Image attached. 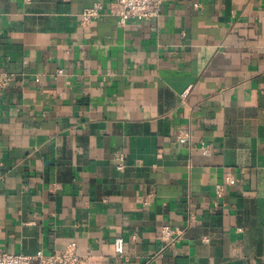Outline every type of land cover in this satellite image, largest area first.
<instances>
[{
    "label": "crops",
    "instance_id": "crops-1",
    "mask_svg": "<svg viewBox=\"0 0 264 264\" xmlns=\"http://www.w3.org/2000/svg\"><path fill=\"white\" fill-rule=\"evenodd\" d=\"M1 76L0 252L264 264V0H0Z\"/></svg>",
    "mask_w": 264,
    "mask_h": 264
},
{
    "label": "built area",
    "instance_id": "built-area-1",
    "mask_svg": "<svg viewBox=\"0 0 264 264\" xmlns=\"http://www.w3.org/2000/svg\"><path fill=\"white\" fill-rule=\"evenodd\" d=\"M162 0H116V15L121 24L127 21H140L144 19L155 18L159 15L161 10ZM103 5L94 3L93 5L84 8L80 12V21L87 24L93 20L98 19L102 15ZM62 70H59L60 73ZM8 78L6 76L0 77V88H2ZM188 138L181 133L177 137V142L185 144ZM199 149L202 154L210 153V144L201 140ZM115 167L122 170L125 166V155L122 152L114 154ZM230 177H225V182H230ZM217 194L222 193V185H216ZM193 217V216H192ZM180 230L171 227L169 224L160 226L158 238L167 245L173 242L180 236ZM123 239L116 237L114 239V250L117 254L122 253ZM0 264H86V258L80 255L77 251L75 242H70L60 249H54L49 252L42 250L36 251L33 255L15 254L10 252H0Z\"/></svg>",
    "mask_w": 264,
    "mask_h": 264
}]
</instances>
